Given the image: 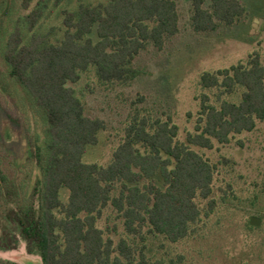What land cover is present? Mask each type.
I'll list each match as a JSON object with an SVG mask.
<instances>
[{"label":"trees","instance_id":"trees-1","mask_svg":"<svg viewBox=\"0 0 264 264\" xmlns=\"http://www.w3.org/2000/svg\"><path fill=\"white\" fill-rule=\"evenodd\" d=\"M33 1L21 0L22 9L29 10ZM178 1L80 4L75 15L64 13L56 42L51 33L36 31L37 10L16 19L1 56L8 78L45 118L34 156L40 190L27 200L25 185L19 184L18 199H13L11 176L1 171L0 189L7 205L13 204L7 218L35 247L41 264H181L180 257H150L148 242L161 238L173 244L194 237L215 212L217 167L195 149L227 145L264 121V53L253 52L243 62L200 75L201 89L216 94L214 99L199 95L194 130L184 141L178 140L170 117L137 113L106 165L82 161L105 124L86 115L69 85L90 69L103 84L133 82L140 75L136 57L148 47L162 51L178 34ZM245 15L239 0H191L189 27L197 34L216 32ZM107 209L122 224L123 236L116 242L108 236L115 227H106L107 232L98 227Z\"/></svg>","mask_w":264,"mask_h":264},{"label":"rangeland","instance_id":"rangeland-1","mask_svg":"<svg viewBox=\"0 0 264 264\" xmlns=\"http://www.w3.org/2000/svg\"><path fill=\"white\" fill-rule=\"evenodd\" d=\"M105 1L34 0L25 11L21 0H0V171L11 176L13 199H18L19 184L25 185L27 200L40 190V167L34 156L46 122L40 110L27 104L31 98L6 75L1 56L6 39L17 18L37 10L36 31L51 33L56 42L62 36L64 13L73 16L80 4ZM239 1L246 15L237 25L197 34L189 27L191 0H179L178 34L162 51L148 47L136 57L134 67L140 75L133 82L103 84L90 69L78 83L69 85L84 103L86 115L105 124L97 145L87 148L84 163L106 165L137 113L170 117L179 129V141L193 132L199 95L214 99L216 94L201 89L200 75L243 62L253 52L264 53V0ZM195 150L217 167L212 199L218 206L194 237L173 244L161 238L150 240L149 256L166 261L180 257L181 264H264V121L252 132L234 136L227 145ZM7 201L0 189V264H41L35 247L22 240L18 227L7 218L13 206ZM250 217L259 218L261 225L249 229ZM98 227L106 232V227L108 231L115 227V232L105 235L114 242L123 236L121 221L111 209L104 212Z\"/></svg>","mask_w":264,"mask_h":264},{"label":"water","instance_id":"water-1","mask_svg":"<svg viewBox=\"0 0 264 264\" xmlns=\"http://www.w3.org/2000/svg\"><path fill=\"white\" fill-rule=\"evenodd\" d=\"M248 225L253 228H258L261 225V220L257 217H250Z\"/></svg>","mask_w":264,"mask_h":264}]
</instances>
